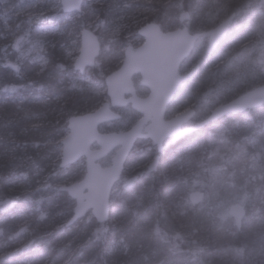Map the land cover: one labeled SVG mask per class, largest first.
Wrapping results in <instances>:
<instances>
[{
	"label": "trees",
	"instance_id": "trees-1",
	"mask_svg": "<svg viewBox=\"0 0 264 264\" xmlns=\"http://www.w3.org/2000/svg\"><path fill=\"white\" fill-rule=\"evenodd\" d=\"M4 5L0 0V8ZM123 11L130 13L127 27L113 33L112 16ZM184 11L189 12L185 23L192 32L208 30L233 12V22H243L232 24L212 53L207 52L206 36L197 40L181 65L192 74L178 95L190 94L191 103L205 115L264 83V53L258 62L250 47L264 49V0H84L81 11H62L53 21L76 26L79 32L89 25L95 29L103 49L98 65L88 73L104 84L105 75L121 64L124 46L142 42L141 24L156 21L165 30L174 29L182 25ZM134 16L136 23L130 22ZM18 28L19 20L0 19V47L22 33ZM60 63L57 48L46 68L24 63L19 68L21 76H15L9 64L0 63V126L19 119L20 105L50 96L45 89L58 94V84L66 83L67 72L80 74L73 65L62 69ZM25 70L33 73L32 78ZM105 98L106 91L95 95L89 90L62 96L58 102L62 117L56 127L67 132L71 115L91 111ZM136 118L134 110H123L116 125L128 128ZM134 155L135 150L127 161ZM159 168L152 188L137 190L135 184L112 191L107 221L98 222L89 212L72 225L66 221L74 212L75 199L59 185L78 180L85 172L62 176L65 167L57 166L46 193L35 199L26 190L14 188V175L3 171L0 264H264V104L210 122L166 146L160 152ZM151 189L153 193H145ZM191 191H203L213 199L194 204ZM225 197L246 207L241 228L231 214H225Z\"/></svg>",
	"mask_w": 264,
	"mask_h": 264
},
{
	"label": "water",
	"instance_id": "water-1",
	"mask_svg": "<svg viewBox=\"0 0 264 264\" xmlns=\"http://www.w3.org/2000/svg\"><path fill=\"white\" fill-rule=\"evenodd\" d=\"M84 0H62L65 12L81 11ZM189 12L184 11L181 22H185ZM236 17L233 12L208 30L192 32L187 24L165 31L158 22L150 21L138 29L144 37V42L135 48L129 44L125 48V57L121 66L109 73L105 82L110 100L103 102L93 111L71 115L68 119V134L62 139L61 166L75 163L85 156L87 171L83 179L62 184L59 189L68 192L76 200L74 212L67 220L72 225L82 219L89 210L98 222H105L110 217V197L115 182L120 178L127 156L139 137L151 138L163 149L166 137L174 140L203 128L207 123L219 120L229 114L242 113L250 108H257L264 104V83L249 89L238 96L215 106L202 121L182 127L195 115V108H188L183 112L167 119L165 117L168 103L173 99L181 84L187 80L192 71L181 73L182 62L193 51L197 39L208 36L207 52L212 53L230 31L231 24ZM23 40H16V48ZM101 52L99 36L89 27L81 32V48L74 62V68L84 71L96 62ZM142 75V83L150 88V94L141 97L136 93L132 76ZM132 93L126 98L125 94ZM132 102L133 107L144 115L132 127L121 132L103 133L99 124L107 120L120 117L112 105H125ZM151 121L150 123H148ZM145 123H148L146 126ZM97 142L100 149H92ZM119 146L113 163L102 166L99 159ZM160 156L157 155L150 164V169L157 171ZM137 176L127 180L133 185ZM205 196L203 191L190 192L192 202L198 204ZM232 216L240 228L246 215V207L236 203L231 208Z\"/></svg>",
	"mask_w": 264,
	"mask_h": 264
},
{
	"label": "rangeland",
	"instance_id": "rangeland-1",
	"mask_svg": "<svg viewBox=\"0 0 264 264\" xmlns=\"http://www.w3.org/2000/svg\"><path fill=\"white\" fill-rule=\"evenodd\" d=\"M4 1L5 5L0 8V19L5 23H9L15 19L19 20L18 30L22 33L12 38L9 37L2 48H0L1 64H9V66L13 68L15 76H18V74L20 76L23 75V73L19 72V68L24 63L38 64L41 66V70H43L50 62V54L57 48V56L61 59L60 67L64 69L65 66L68 68L74 65L75 59L80 53L82 29L79 32L76 30V26H63L58 20L53 21L54 18L58 19L61 16L63 11L62 0ZM128 17H130V13L125 11L112 16L114 21L111 29L112 32H117L126 25ZM130 22L136 23L137 16L131 18ZM242 22L243 20H236L233 22V27ZM97 24L98 23L95 24V28ZM144 24L145 23L141 24L139 28ZM84 27L91 28L90 25ZM92 30L95 31V29ZM19 36H23L24 38L23 41L19 43L18 48H16V40ZM143 42L144 38L140 44ZM140 44H133V46L137 47ZM126 46H124V49ZM250 47L255 49L253 57L256 61L261 62L264 53L263 47L256 49V45L254 44ZM98 63L96 59L93 66L87 67L84 71H79L80 74L78 75L67 72L66 83L63 82V85L58 84L57 90L60 91L58 94L56 90H51L49 94V90L45 89L43 92L46 93V91H48V95L50 96H42L37 100L32 99L30 102H27L26 105H20L18 107L21 113L19 119L15 120L11 118L4 123L3 126H0V175L4 173L3 171L11 172L14 175V188L26 190L29 196L35 199L41 198L46 193L47 182L51 181L53 178L51 175L52 172L57 169V166L61 165L62 139L69 132H61L56 127L59 119L62 117V110L59 108L58 102H60L62 96L82 90H89L92 94L102 95L106 91L105 83L103 84L100 81H96L88 73V70L96 67ZM120 65L113 71L118 69ZM25 71V74H27L29 78H32L31 76L33 73L30 70ZM35 73H39V70ZM48 75L55 76L57 73L50 72ZM20 82L21 80H18V83ZM60 82H62V80H60L59 83ZM35 95L36 92L31 94L32 97H35ZM106 100L107 98L100 100L96 105L98 104L99 107ZM187 105L188 104L182 105V103H177L175 105L176 109L173 110V114L179 109H185ZM76 114L81 113H75L74 115ZM44 126H49V129H46ZM147 146H150L147 142H140L136 145L134 158L129 164L132 171H136V169H140V167L144 165L145 161L142 157L143 153L146 151L142 150L146 149ZM105 160H107V158ZM149 160L152 161V158ZM146 164H148V162ZM86 166V158L83 156L79 161L70 166L66 165L65 171L60 175L71 176L78 172L86 173ZM159 169L158 167L156 173L148 177L151 180H148L147 177H145L144 180H139L136 183L137 190H146L149 189L150 186L152 188L154 185L151 182ZM144 171L145 169H143L142 173ZM82 178L83 177L62 184H70ZM145 193H153V189ZM212 199L213 198L208 194H205L201 203H209ZM225 199L227 204L224 206L227 212H223L222 214L224 215L225 213L230 215L231 207L235 202L230 197H225ZM88 213L84 217H87L89 215ZM28 246H30V244L25 247L22 246L21 248H26Z\"/></svg>",
	"mask_w": 264,
	"mask_h": 264
},
{
	"label": "flooded vegetation",
	"instance_id": "flooded-vegetation-1",
	"mask_svg": "<svg viewBox=\"0 0 264 264\" xmlns=\"http://www.w3.org/2000/svg\"><path fill=\"white\" fill-rule=\"evenodd\" d=\"M182 24H186L185 22H181ZM98 35V34H97ZM140 35V34H139ZM99 36V35H98ZM141 36V35H140ZM23 37V36H22ZM143 37V36H142ZM100 38V37H99ZM144 38V37H143ZM100 43H101V39H100ZM129 44H131V43H128L127 44V46L129 45ZM133 45V44H132ZM126 46V47H127ZM138 47V46H137ZM137 47H135V48H137ZM101 49H102V43H101ZM124 52H125V49H124ZM78 57V56H77ZM124 57H125V53H124ZM124 57H123V60H124ZM76 60V59H75ZM123 60H122V62H123ZM184 62V61H183ZM182 62V63H183ZM122 64V63H121ZM182 65V64H181ZM121 66V65H120ZM191 71V70H190ZM180 72L181 73H186V72H189V71H184V70H182L181 69V66H180ZM108 75V74H107ZM106 75V76H107ZM106 78V77H105ZM142 75L140 74V73H135L133 76H132V79H133V82H134V87H135V90H136V93L139 95V96H141V97H146V96H148L149 94H150V88L149 87H147L146 85H144L143 83H142ZM188 80V79H187ZM186 81V80H185ZM184 81V82H185ZM183 82V83H184ZM183 83L181 84V86H180V88L182 87V85H183ZM105 86H106V92H107V85H106V82H105ZM180 88L178 89V91L180 90ZM178 91L175 93V95H174V97H173V99L168 103V105H167V109H166V114H165V117L167 118V119H169V118H171V117H173V116H175V115H177V114H179V113H181V112H183L184 110H186V109H188V108H195V115L188 121V122H184L183 124H182V127L183 128H185V127H189V126H192V125H194V124H196V123H198V122H200V121H202L204 118H206L207 116H208V114L210 113V111L213 109H211L210 111H209V113H207V114H202V112H201V109L200 108H197L196 106H195V104L194 103H191V101H190V94H185V93H183V94H180V95H178ZM107 96H108V98H107V100L106 101H108V100H110V96L108 95V92H107ZM130 96H132V93H127V94H125V97L126 98H128V97H130ZM105 102V101H104ZM177 103H182V105H184V104H188L187 105V107L185 108V109H179L178 111H176V113L175 114H173V110H175L176 109V104ZM175 107V108H174ZM98 108V107H97ZM114 111H116V112H118L119 114H120V117L119 118H116V119H112V120H107V121H105V122H102V123H100L99 124V130H100V132H103V133H110V132H121V131H125V130H127V129H129L130 127H132V125H134L140 118H142L143 117V113L142 112H140V111H138L137 109H135L134 107H133V104H132V102H128L127 104H125V105H115V106H113L112 105V107H111ZM95 110V109H94ZM123 110H126V111H130V110H134L135 112H137V118L135 119V121L128 127V128H119L118 127V125H116V122L117 121H120L121 120V118H122V115H123ZM151 121H149L148 123H150ZM148 123H145V125L144 126H146ZM116 125V126H115ZM197 132V131H196ZM193 134V133H192ZM191 135V134H190ZM189 135V136H190ZM184 139L185 138H188V135L187 136H184L183 137ZM178 140H174V137L173 136H171V137H166L165 138V140H164V142H163V149L162 150H164V148L166 147V146H169L170 144H172V143H176ZM140 142H147V143H149L150 144V146H147V148L146 149H144V150H142V151H146L145 153H143V159H144V161H145V163H144V165L142 166V167H140V169H136V171H132V169H130V167H129V164H130V161H127L128 160V157H129V155H128V157H127V159H126V161H125V164H124V168H123V171H122V174H121V176H120V178L115 182V184H114V187H113V190L114 189H120L121 187H133L136 183H137V181L143 176V177H147V179L148 180H151V179H149L148 177L149 176H152V175H154L156 172L155 171H153V170H151L150 169V164H151V160H149L150 158H149V154H151L152 152H154L153 154V157H151L152 158V160L157 156V155H160V152L162 151H159V149H158V144L157 143H155L151 138H144V137H139L137 140H136V142H135V144H134V147H133V149L131 150V152L132 151H134L135 150V147H136V145L137 144H139ZM152 143L155 145V148H156V150L155 149H153L154 148V146L152 145ZM100 145L97 143V142H94L93 144H92V149H100ZM118 148H119V146H116L115 148H113L109 153H107L106 155H104L103 157H101L100 159H99V162L102 164V166H104V167H106V166H109V165H111L112 163H113V157L115 156V154H116V152H117V150H118ZM130 152V153H131ZM82 158V157H81ZM86 158V157H85ZM107 158V160H105ZM80 159H78L77 161H79ZM149 160V161H148ZM76 161V162H77ZM148 162V164H146L147 162ZM86 162H87V160H86ZM86 169H87V166H86ZM143 169H145V171L142 173V171H143ZM86 174V173H85ZM85 176V175H84ZM84 176H83V178H84ZM133 176H137V179L135 180V183L133 184V185H128L127 184V180L129 179V178H131V177H133ZM82 178V179H83ZM112 190V191H113Z\"/></svg>",
	"mask_w": 264,
	"mask_h": 264
},
{
	"label": "bare ground",
	"instance_id": "bare-ground-1",
	"mask_svg": "<svg viewBox=\"0 0 264 264\" xmlns=\"http://www.w3.org/2000/svg\"><path fill=\"white\" fill-rule=\"evenodd\" d=\"M8 38V37H7ZM3 46V45H2ZM2 46L0 47V48H2ZM234 205V204H233ZM232 208V207H231ZM231 214V216H232V213H230ZM233 217V216H232ZM245 217V216H244ZM233 219H234V217H233ZM244 219V218H243ZM243 223V222H242ZM241 228V227H240Z\"/></svg>",
	"mask_w": 264,
	"mask_h": 264
}]
</instances>
